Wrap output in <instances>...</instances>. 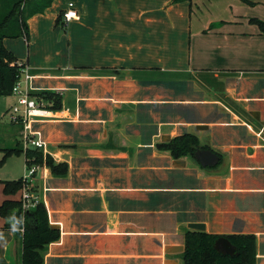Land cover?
<instances>
[{"label":"crops","instance_id":"obj_1","mask_svg":"<svg viewBox=\"0 0 264 264\" xmlns=\"http://www.w3.org/2000/svg\"><path fill=\"white\" fill-rule=\"evenodd\" d=\"M70 2L80 17L65 34L57 20ZM184 2L54 0L28 18L29 40L5 39L30 67L34 92L62 99L32 120L45 156L68 167L59 176L43 162L32 180L59 231L44 264H185L192 223L234 245L231 237L254 235L264 264V33L235 29L236 17L187 38L160 32L184 16ZM16 102L0 97V133L26 159ZM185 135L195 137L187 154L165 148ZM4 225L0 261L17 264L21 243Z\"/></svg>","mask_w":264,"mask_h":264},{"label":"trees","instance_id":"obj_2","mask_svg":"<svg viewBox=\"0 0 264 264\" xmlns=\"http://www.w3.org/2000/svg\"><path fill=\"white\" fill-rule=\"evenodd\" d=\"M183 1L192 0H174V2ZM53 2L54 0H0V97L12 95L15 84L21 78L23 66L21 63L23 61L6 47L5 39L24 36L29 40L28 18L45 12ZM252 21L259 25L261 32L264 33V20L254 18ZM57 23L65 28L63 13L59 16ZM33 96L38 101L52 103L51 108L57 109L61 106V96L55 91L33 92ZM194 142L193 135H185L164 146L179 157L190 152ZM3 150L6 155L23 152L19 142L15 147ZM26 161L39 164L46 162L53 174L59 176L65 175L68 170L66 164H57L52 157L45 156L41 149L27 150ZM2 183L3 193L7 198L0 204V216L5 219L4 229L12 230L16 240L21 243V253L17 258V264H44V253L49 244L59 238V231L51 227L48 212L43 203L36 204L28 211L21 198H14L22 191L23 177L17 180H5ZM231 239L241 251L237 257L220 254L214 247L216 236L205 231L187 230L186 250L183 253L185 264H256V237L235 235Z\"/></svg>","mask_w":264,"mask_h":264},{"label":"rangeland","instance_id":"obj_3","mask_svg":"<svg viewBox=\"0 0 264 264\" xmlns=\"http://www.w3.org/2000/svg\"><path fill=\"white\" fill-rule=\"evenodd\" d=\"M182 4L183 5L178 9L182 8L179 12L184 13V16L182 18L181 16L176 18L174 27L166 22L164 28L160 25V32H162V30H175L178 35L185 31V37L187 38L190 33L208 29L207 27H218V25H215L216 22L234 17H236L238 21H241V23L233 24L236 27L235 29L245 27L244 30H248V25H251L250 27L255 26V29L260 31L259 26L252 20L254 18L264 20V0H192V4L189 2H184ZM221 24L222 23H220V25ZM66 30L67 29L61 25L60 31L65 33ZM190 30L192 32H190ZM16 128L18 130V127ZM16 138H18V135H16L15 139ZM9 141L10 142H8L6 135L0 133V147H12L16 145V142L11 143L12 140ZM26 173L27 163L24 152L6 155L3 148L0 149V203L4 199L1 181L19 179L20 177H24ZM0 221H2L1 216ZM5 260H7V258ZM0 264H2L1 261Z\"/></svg>","mask_w":264,"mask_h":264},{"label":"built area","instance_id":"obj_4","mask_svg":"<svg viewBox=\"0 0 264 264\" xmlns=\"http://www.w3.org/2000/svg\"><path fill=\"white\" fill-rule=\"evenodd\" d=\"M79 17V11L75 3L70 2L67 9L63 11V25L66 27L69 22ZM21 63L23 64L21 78L12 90V95L17 97V102L11 110V119L13 122L23 125L22 140L26 151L31 148L45 150L44 142L36 138L37 132H35L32 125L33 116L37 112L44 111L45 102L38 101L33 96L35 88L32 85V80L34 77L30 72V67L25 62ZM40 167L41 164L39 163L27 162V173L23 177V188L21 191V200L25 209L38 204L36 196L32 194V180Z\"/></svg>","mask_w":264,"mask_h":264},{"label":"water","instance_id":"obj_5","mask_svg":"<svg viewBox=\"0 0 264 264\" xmlns=\"http://www.w3.org/2000/svg\"><path fill=\"white\" fill-rule=\"evenodd\" d=\"M204 153V152H202ZM208 153H211L214 157H217V155H215L214 152L210 151ZM199 156V155H198ZM203 157V156H202ZM201 156L198 157L199 160L201 161L202 164L210 166L213 165L214 163L212 162V158H202ZM35 206H30L27 208L28 211H30L32 208H34ZM192 229L195 230H199V231H204L205 230V224L203 223H192L189 225ZM214 247L217 251L223 253V254H227V255H231L234 256L236 254H238V248L236 245H234L230 239L226 238V237H220L218 238L215 243H214ZM17 260V258H16Z\"/></svg>","mask_w":264,"mask_h":264},{"label":"clouds","instance_id":"obj_6","mask_svg":"<svg viewBox=\"0 0 264 264\" xmlns=\"http://www.w3.org/2000/svg\"><path fill=\"white\" fill-rule=\"evenodd\" d=\"M13 219H15V217H13ZM16 223H20V221H16ZM14 229H15V225H13Z\"/></svg>","mask_w":264,"mask_h":264}]
</instances>
